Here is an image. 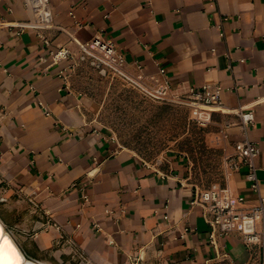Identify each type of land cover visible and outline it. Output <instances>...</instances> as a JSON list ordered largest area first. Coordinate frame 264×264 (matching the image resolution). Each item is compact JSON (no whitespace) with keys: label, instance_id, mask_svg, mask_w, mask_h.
<instances>
[{"label":"crops","instance_id":"crops-1","mask_svg":"<svg viewBox=\"0 0 264 264\" xmlns=\"http://www.w3.org/2000/svg\"><path fill=\"white\" fill-rule=\"evenodd\" d=\"M96 35L145 75L160 78L163 67L180 95L222 84L219 108L237 119L238 140V112L253 110L246 136L261 149L264 192V0H0V201L26 234V257L255 264L259 251L238 233L212 241L184 158L149 163L96 127L89 99L60 75L71 58L53 53H76ZM227 183L257 203L245 168Z\"/></svg>","mask_w":264,"mask_h":264},{"label":"rangeland","instance_id":"rangeland-1","mask_svg":"<svg viewBox=\"0 0 264 264\" xmlns=\"http://www.w3.org/2000/svg\"><path fill=\"white\" fill-rule=\"evenodd\" d=\"M74 54L68 67L70 85L89 99V113L99 130L149 163L184 158L187 179L199 190L227 183L226 158L238 140L235 117L231 122L216 107L205 111L201 122L185 96L164 92L161 82L144 78L137 67L109 63L81 50ZM0 219L19 245H25L26 234L13 229L15 217L1 201Z\"/></svg>","mask_w":264,"mask_h":264},{"label":"built area","instance_id":"built-area-1","mask_svg":"<svg viewBox=\"0 0 264 264\" xmlns=\"http://www.w3.org/2000/svg\"><path fill=\"white\" fill-rule=\"evenodd\" d=\"M72 14L74 15V13ZM21 31L22 23L18 27V33ZM45 41L49 43L48 40ZM80 50L82 53L97 55L109 63L126 64L125 57L116 45L100 35L80 44ZM53 53L56 57H75L74 51L69 47H61ZM137 68L142 73L141 65H137ZM160 72L162 73L160 78L143 73L142 76L154 82H161L164 92H174L173 94L179 97L180 94L173 90L170 80L164 76L165 69L163 67L160 68ZM60 75L67 81L68 71H62ZM223 90L222 84L205 83L201 86L191 87L188 93L182 96H185L191 103L193 117L204 122L205 111L221 106ZM38 103L49 114L43 102L39 101ZM238 115L245 136L236 141L234 151L226 158L228 178L234 171L245 168L249 187L258 197L257 203L250 204L247 195L232 188L228 183L214 184L204 190L196 188L193 203L202 207L203 216L211 229L212 241L217 235H229L236 232L252 252L259 251L260 257L255 264H264V192L261 190L256 165V157L260 154L261 149L258 144L246 136V129L254 123L255 114L253 110H250L238 112Z\"/></svg>","mask_w":264,"mask_h":264},{"label":"bare ground","instance_id":"bare-ground-1","mask_svg":"<svg viewBox=\"0 0 264 264\" xmlns=\"http://www.w3.org/2000/svg\"><path fill=\"white\" fill-rule=\"evenodd\" d=\"M0 264H44L42 261L26 257L14 236L0 219Z\"/></svg>","mask_w":264,"mask_h":264}]
</instances>
